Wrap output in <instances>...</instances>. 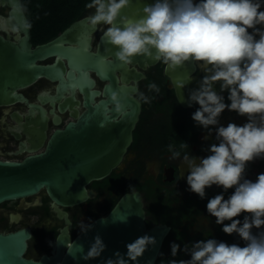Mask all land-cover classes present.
<instances>
[{
  "label": "clouds",
  "instance_id": "1",
  "mask_svg": "<svg viewBox=\"0 0 264 264\" xmlns=\"http://www.w3.org/2000/svg\"><path fill=\"white\" fill-rule=\"evenodd\" d=\"M132 4L133 0H88L84 6L92 11L87 23L93 29L103 28L102 38L116 48L115 58L124 64L145 56L172 69L185 62L202 69L204 74L198 87L190 90L188 104L199 105L191 117L206 130L205 140L214 134V142L208 145L206 156L192 154L186 141L178 148L169 143L166 149L169 159L181 161V177L187 170L188 191L204 198L206 188H223L208 199L207 212L224 233H236L244 241L243 245L229 244L206 233L205 239L184 243L182 249L173 241L171 257L183 251L190 258L168 259L166 264H264V173L255 180L246 177L248 162L264 159V0H152L137 9L138 15H122ZM145 87L148 93L161 90L155 82ZM153 98L138 92L140 102L151 104ZM111 99L115 112L125 115L120 94L113 92ZM225 109L246 116V122L222 125ZM241 214L243 218H237ZM81 224V231L91 227ZM156 243L152 235L139 236L126 244V253L117 251L104 264H140L139 258ZM106 247L96 235L83 259L101 256Z\"/></svg>",
  "mask_w": 264,
  "mask_h": 264
},
{
  "label": "water",
  "instance_id": "2",
  "mask_svg": "<svg viewBox=\"0 0 264 264\" xmlns=\"http://www.w3.org/2000/svg\"><path fill=\"white\" fill-rule=\"evenodd\" d=\"M8 2L12 6V19L25 34L18 42L0 36V103L29 102L18 89L40 77H47L59 80V94L69 91L66 102L73 108L77 121L71 120L64 128H56L43 151L31 153L21 160L0 159V203L46 191L55 202L59 215L66 216L69 227L71 221L61 207L81 204L95 197L96 191L89 185L109 177L122 165L141 112V102L134 96L138 86L131 83L143 76L136 65L146 67L157 61L137 56L132 65L124 64L115 58L116 48L102 36L93 50L92 34L97 28L89 26L86 17L72 21L59 35L33 47L30 27H25L28 21L21 0ZM151 2L133 0L132 7L123 9L122 15H138L137 9ZM51 56H56L53 63H39ZM90 71L107 81L102 90L94 88L96 81ZM194 71L192 62H185L176 69L166 67L185 106L189 105L190 90L198 87L201 79ZM190 76L192 79L187 82ZM76 88L84 94L86 109L82 113L74 106L80 102L75 96ZM216 90L220 91L219 83ZM113 92H118L124 103L126 114L123 116L114 110ZM101 94L104 97L96 100ZM29 105L39 109V117L43 119L40 135L43 137L48 118L46 110L34 103L29 102ZM60 109L64 110L66 106L61 105ZM54 118L58 123V117L55 115ZM147 218L143 193L138 189L126 191L107 214L90 221L91 227L74 239L68 229L60 234L58 244L61 249L54 255L44 254L39 260L25 257L26 239L30 235L27 229L0 233V264H104L107 258H115V252L126 253V244L144 234L154 236L157 243L139 258L140 264H160L158 257L171 226L163 222L148 226ZM96 235L102 237L107 247L101 256L85 260L83 255Z\"/></svg>",
  "mask_w": 264,
  "mask_h": 264
},
{
  "label": "flooded vegetation",
  "instance_id": "3",
  "mask_svg": "<svg viewBox=\"0 0 264 264\" xmlns=\"http://www.w3.org/2000/svg\"><path fill=\"white\" fill-rule=\"evenodd\" d=\"M21 3L30 24V41L33 47L53 39L72 22L55 34H51L50 26L46 28L37 22L36 16L32 14L26 0H21ZM11 9L12 6L8 0H0V36L18 42L25 33L12 19ZM91 11L85 8L76 19L87 17ZM102 30L103 28L98 26L92 34L93 50H96ZM55 58L56 56H51L39 63H53ZM136 67L143 76L138 81L131 80V83L138 86L134 96L138 98V92L145 91L146 94L154 98L151 104L141 102V112L133 132V142L127 150L122 165L113 172L117 175L118 180L106 181L107 177L100 181H94L89 185V188L96 191L95 197L81 204L61 207L67 212L71 221L69 227L66 216L59 215L55 209V202L46 191L0 203V233L7 234L26 229L30 232L26 239L25 257L39 260L44 254L49 256L56 254L58 249H61L58 244L60 234L68 229L71 239H74L81 232V227H84L81 222L88 224L93 219L107 214L119 197L133 184H139L144 188L136 187L134 189L140 190L145 197L147 224L149 220L151 221L150 225L157 222L169 224L154 218L155 207H169L168 216L178 221L181 233L177 243L181 244V249L184 243L205 239V233L209 235L208 238H216L229 244L243 245L244 241L238 234L224 233L222 225H217L215 217H211L207 212L208 199L222 192L223 188L212 185L206 188V196L200 198L198 194L187 190L189 187L186 181L188 173L185 170L184 176L181 177L183 171L181 161L169 159L170 153L167 152L166 146L172 143L178 148L184 141L189 144L192 154L197 156L208 154L206 149L210 143L214 142V134L209 136V140H205L206 130L198 127L191 117V113L199 105L194 104L190 107L183 105L182 102L177 103L179 96L174 81L167 74L166 66L161 62L147 64L146 67L139 65ZM90 74L96 81L94 88L102 90L107 81L102 80L95 71H90ZM203 74L202 69L198 64H195L194 75L201 78ZM118 75L121 77L120 72ZM148 82L157 83L161 89L160 93H148L145 87ZM18 92L22 93L30 103L40 105L46 110L48 118L45 135L43 137L40 135L43 129V119L39 117V109L36 106H31L29 102L23 100L0 103L1 160H21L31 153L43 151L56 128H64L71 120L77 121L73 115V108L66 102V98L70 94L69 91L65 90L59 94V80L40 77L33 83L19 88ZM223 94L226 98L225 102L229 103L227 90ZM75 96L80 102L74 106L79 113H82L86 109L83 104L84 94L76 88ZM102 97L104 95L101 94L96 100ZM61 105H65L66 109L61 110ZM55 115L59 119L58 123L55 122ZM246 120V116L238 115L235 111L227 109L220 117V123L225 126L230 121L242 125ZM259 173H264V159L257 158L248 162L246 177L255 180ZM148 190L156 191L159 198L158 203L146 196ZM232 191L234 188L225 193V198ZM237 218L242 219L243 214ZM229 222L225 221V223ZM169 225L172 231L173 227L171 224ZM168 249L171 247L168 246ZM159 257L158 261L161 262ZM174 258L188 259L190 257L180 251Z\"/></svg>",
  "mask_w": 264,
  "mask_h": 264
},
{
  "label": "trees",
  "instance_id": "4",
  "mask_svg": "<svg viewBox=\"0 0 264 264\" xmlns=\"http://www.w3.org/2000/svg\"><path fill=\"white\" fill-rule=\"evenodd\" d=\"M26 2L32 11V14L36 16V19L42 24V26H46V28L47 26H50L51 34H55L83 13L85 9L84 5L88 2V0H26ZM108 180L111 182L117 181V175L112 173L106 181ZM136 187L144 189L139 184H133L127 188L126 191H130ZM146 196L153 199L156 203L159 202L156 191L154 192L152 190H148L146 191ZM154 209L155 220L168 222L173 227L164 242V246L159 257V259L164 260L166 264L168 259H175L174 257H171V249H168V246H170V243L173 241L177 242L180 238L181 232L178 228V221L168 216L169 207H155ZM150 224L151 221L149 220L148 225ZM161 253L163 255H161Z\"/></svg>",
  "mask_w": 264,
  "mask_h": 264
},
{
  "label": "rangeland",
  "instance_id": "5",
  "mask_svg": "<svg viewBox=\"0 0 264 264\" xmlns=\"http://www.w3.org/2000/svg\"><path fill=\"white\" fill-rule=\"evenodd\" d=\"M37 22H39V21L37 20ZM37 22H36V23H37Z\"/></svg>",
  "mask_w": 264,
  "mask_h": 264
}]
</instances>
